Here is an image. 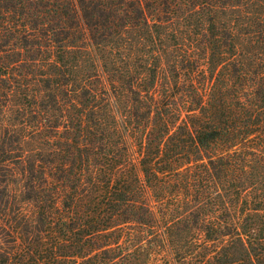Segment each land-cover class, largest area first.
Wrapping results in <instances>:
<instances>
[{
  "label": "trees",
  "instance_id": "trees-1",
  "mask_svg": "<svg viewBox=\"0 0 264 264\" xmlns=\"http://www.w3.org/2000/svg\"><path fill=\"white\" fill-rule=\"evenodd\" d=\"M0 264H264V0H0Z\"/></svg>",
  "mask_w": 264,
  "mask_h": 264
},
{
  "label": "rangeland",
  "instance_id": "rangeland-1",
  "mask_svg": "<svg viewBox=\"0 0 264 264\" xmlns=\"http://www.w3.org/2000/svg\"><path fill=\"white\" fill-rule=\"evenodd\" d=\"M18 100L14 99L11 103H10V107H14L17 104ZM28 147L31 146L30 142H27Z\"/></svg>",
  "mask_w": 264,
  "mask_h": 264
}]
</instances>
